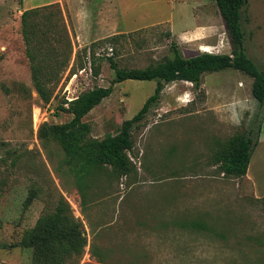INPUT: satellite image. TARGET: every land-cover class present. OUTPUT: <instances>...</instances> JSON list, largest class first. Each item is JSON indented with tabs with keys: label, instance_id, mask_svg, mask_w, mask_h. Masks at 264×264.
<instances>
[{
	"label": "rangeland",
	"instance_id": "obj_1",
	"mask_svg": "<svg viewBox=\"0 0 264 264\" xmlns=\"http://www.w3.org/2000/svg\"><path fill=\"white\" fill-rule=\"evenodd\" d=\"M114 1L115 34L123 35L79 41L72 37L67 0H0V264H34V249L23 242L61 198L87 238L82 254L64 256L61 264H264V196L256 197L242 177L223 175L213 157L232 134L251 126L258 111L251 77L225 69L203 73L198 86L166 84L132 129L126 174L83 159L68 164L51 136V124L71 119L57 110L62 99L111 85L109 57L118 67L144 68L171 57L172 41L185 57L231 52L214 0ZM79 3L88 27L96 24L95 9L109 5ZM49 4L60 8L61 20L48 32L62 42L50 43L65 47V24L72 51L44 104L33 86L21 13ZM241 22L244 50L264 71V0H247ZM92 52L102 59L98 75ZM112 86L82 118L91 129L87 139L116 133L153 94L156 81Z\"/></svg>",
	"mask_w": 264,
	"mask_h": 264
},
{
	"label": "trees",
	"instance_id": "obj_2",
	"mask_svg": "<svg viewBox=\"0 0 264 264\" xmlns=\"http://www.w3.org/2000/svg\"><path fill=\"white\" fill-rule=\"evenodd\" d=\"M214 2L231 41L229 54L200 52L185 57L176 47L177 44L172 41L169 46L171 57L144 68L118 67L109 57L110 66L114 70V78L110 86L88 89L75 99L70 101L62 99L59 105H56L57 110L71 115L70 120L49 126V132L64 151L68 164H73L76 159H83L87 164L96 162L105 166L110 165L121 174L128 173L130 160L127 151L133 147L132 129L149 108L158 102L166 84L185 81L198 86L205 72L235 69L252 78L251 94L257 101L258 111L255 112L250 128L244 133L232 134L221 143L213 157L223 175L243 177L246 174L264 118V71L244 50V31L241 21L247 0H214ZM37 15L40 19L35 21L33 17ZM57 15L61 16V10L56 4L26 9L21 13L22 35L30 62L33 86L44 104L51 101L58 75L67 66L72 51L68 32L63 23L65 47L60 50V46L55 47L50 43L61 42V38L54 37L48 32L56 26L59 19L61 20ZM119 35L123 34H115L111 38L116 39ZM90 59L92 70L98 75L102 59L95 57L94 52L91 53ZM128 79L155 80L153 94L146 99L134 116L122 122L121 128L116 133L107 134L101 139H87L91 129L82 118L112 93L113 84ZM254 125H256L255 136H253ZM68 207L61 198L55 210L39 217L34 227L29 230V238L23 243L33 247L34 264H61L64 256L82 254L87 238L81 232L80 222L75 221L67 212Z\"/></svg>",
	"mask_w": 264,
	"mask_h": 264
},
{
	"label": "crops",
	"instance_id": "obj_3",
	"mask_svg": "<svg viewBox=\"0 0 264 264\" xmlns=\"http://www.w3.org/2000/svg\"><path fill=\"white\" fill-rule=\"evenodd\" d=\"M80 0H67L69 6V15L72 20V37L79 41H85L89 37H104L107 35L120 33L118 30L119 25L117 24V19L115 18L116 4L115 1H108L107 7H97L95 23L92 27L87 26V21L81 18V12L83 6L79 3ZM76 4V5H74ZM118 13V9H117ZM95 17V18H96ZM95 40V39H94ZM255 148H258V162L255 164L253 151L250 156V161L246 174L243 175V179L247 180L251 184L253 194L256 197L264 196V118L260 128V133L258 137L257 144ZM254 148V150H255Z\"/></svg>",
	"mask_w": 264,
	"mask_h": 264
},
{
	"label": "built area",
	"instance_id": "obj_4",
	"mask_svg": "<svg viewBox=\"0 0 264 264\" xmlns=\"http://www.w3.org/2000/svg\"><path fill=\"white\" fill-rule=\"evenodd\" d=\"M89 65H90V63H89ZM73 99V98H72ZM72 99H68V101H70V100H72Z\"/></svg>",
	"mask_w": 264,
	"mask_h": 264
}]
</instances>
